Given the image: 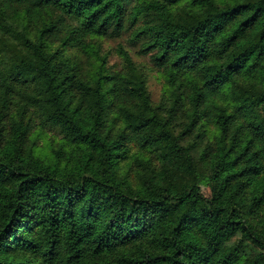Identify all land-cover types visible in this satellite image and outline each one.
Wrapping results in <instances>:
<instances>
[{
    "label": "clouds",
    "instance_id": "clouds-1",
    "mask_svg": "<svg viewBox=\"0 0 264 264\" xmlns=\"http://www.w3.org/2000/svg\"><path fill=\"white\" fill-rule=\"evenodd\" d=\"M218 2L0 0V262L264 264V43Z\"/></svg>",
    "mask_w": 264,
    "mask_h": 264
},
{
    "label": "trees",
    "instance_id": "trees-1",
    "mask_svg": "<svg viewBox=\"0 0 264 264\" xmlns=\"http://www.w3.org/2000/svg\"><path fill=\"white\" fill-rule=\"evenodd\" d=\"M131 2V0H130ZM168 4L179 5L183 0H166ZM194 10L196 0H192ZM113 0H85L80 15L84 20V23L96 26L98 25L97 31L104 28V24L113 15H116L121 11L119 7H112ZM217 20L214 21L215 27L220 28V35L224 32H228L227 39L233 41L237 47L242 49L240 55H243V51L246 50V45L255 47L261 43H264V10L258 5L252 3V0H219L217 5V11L213 13ZM135 21V17L133 18ZM46 31L42 29L41 34ZM246 33V36L240 35ZM250 40L254 41V44H250ZM211 66V65H209ZM229 65H225L228 67ZM149 88V83H148ZM150 90V89H149ZM15 215V213H13ZM11 224V221H9ZM80 248L77 247L73 256L79 253ZM72 256H69L64 264H69ZM156 264H168L170 257L168 256H157L154 257ZM3 264V262H0ZM11 264V258L8 261ZM17 264H24L23 260H18ZM85 264H87L85 260ZM127 264H145L144 260H128ZM151 264V262H149Z\"/></svg>",
    "mask_w": 264,
    "mask_h": 264
},
{
    "label": "rangeland",
    "instance_id": "rangeland-1",
    "mask_svg": "<svg viewBox=\"0 0 264 264\" xmlns=\"http://www.w3.org/2000/svg\"><path fill=\"white\" fill-rule=\"evenodd\" d=\"M105 47H111V42H106L105 43ZM149 89L150 91H152L153 93L156 92V88L154 87L153 83L151 81H149Z\"/></svg>",
    "mask_w": 264,
    "mask_h": 264
}]
</instances>
